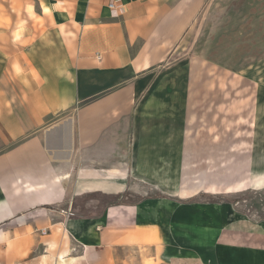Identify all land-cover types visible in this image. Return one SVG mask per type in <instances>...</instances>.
Listing matches in <instances>:
<instances>
[{
	"label": "crops",
	"instance_id": "crops-1",
	"mask_svg": "<svg viewBox=\"0 0 264 264\" xmlns=\"http://www.w3.org/2000/svg\"><path fill=\"white\" fill-rule=\"evenodd\" d=\"M42 1L62 30L51 26L40 45L0 62V260L12 243L14 261L34 244L50 264H117L119 250L136 246H151L163 264L195 261L181 254L186 241L175 229L185 208L199 205L171 197L264 186L252 165L246 179L177 189L187 155L205 161L208 149L230 148L250 131L239 137L228 118L249 120L242 113L252 99L238 78L219 84L201 67L188 118L185 88L177 98L167 92L172 58L204 0L15 2L48 21ZM250 224L226 231L225 264H264V222Z\"/></svg>",
	"mask_w": 264,
	"mask_h": 264
},
{
	"label": "rangeland",
	"instance_id": "rangeland-1",
	"mask_svg": "<svg viewBox=\"0 0 264 264\" xmlns=\"http://www.w3.org/2000/svg\"><path fill=\"white\" fill-rule=\"evenodd\" d=\"M15 1L0 0V62L16 57L24 45H40L43 38L52 36V31H48L51 26L62 27L54 21L44 1L41 2V9L48 14V21L35 14L30 4L22 6ZM21 12L27 13L25 31L29 33L22 38L20 30L24 19H21ZM42 12L36 7V13ZM172 61L173 68L164 78L169 81L167 92L177 98L176 94L185 88L189 109L187 118L193 113L194 75H199L201 67L208 74L214 72L212 75L219 84L232 76L238 78L248 91L246 95L252 99L242 113L246 114L248 109L250 116H245L249 119L247 123L240 122L241 118L237 116L228 117L237 120L234 128L239 131V137L241 130L246 131L243 134L250 130L247 137L243 135L244 141L235 142L230 148L218 146L217 151L208 149L204 153L205 161L194 160V155H187L184 176L177 189H195L210 181L246 179L252 165L264 173V0H204ZM219 88L223 86L219 85ZM218 94L220 99L221 92ZM171 105L176 107V100L171 101ZM225 119L220 115L217 119L220 133L225 128ZM190 129H193L192 123ZM238 191L199 192L197 196L185 200L171 197L187 203L196 201L199 205L196 209L187 206L183 211L184 226L175 229L186 241L181 254L197 255L195 261H187V264H225L228 251L226 231L246 232L253 228L250 223L264 222V186ZM1 230L0 227V242ZM15 233L12 236L17 237V231ZM15 247L17 245L10 244V259L0 260V264H50L48 253L41 245H26L24 259L18 261L12 259ZM118 253L117 264H163L151 246L126 247ZM170 253L173 256L180 254L175 248Z\"/></svg>",
	"mask_w": 264,
	"mask_h": 264
},
{
	"label": "bare ground",
	"instance_id": "bare-ground-1",
	"mask_svg": "<svg viewBox=\"0 0 264 264\" xmlns=\"http://www.w3.org/2000/svg\"><path fill=\"white\" fill-rule=\"evenodd\" d=\"M260 182V181H259ZM264 183V182H263ZM244 183H237L236 185L230 186L228 189L232 192L241 190L244 187ZM258 186V185H256ZM259 187V186H258Z\"/></svg>",
	"mask_w": 264,
	"mask_h": 264
},
{
	"label": "built area",
	"instance_id": "built-area-1",
	"mask_svg": "<svg viewBox=\"0 0 264 264\" xmlns=\"http://www.w3.org/2000/svg\"><path fill=\"white\" fill-rule=\"evenodd\" d=\"M109 7H114V3H109Z\"/></svg>",
	"mask_w": 264,
	"mask_h": 264
}]
</instances>
